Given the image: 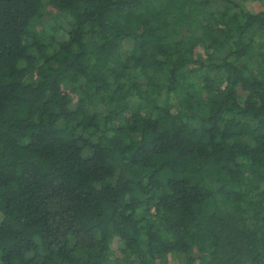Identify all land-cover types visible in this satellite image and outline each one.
Returning <instances> with one entry per match:
<instances>
[{
  "label": "trees",
  "instance_id": "trees-1",
  "mask_svg": "<svg viewBox=\"0 0 264 264\" xmlns=\"http://www.w3.org/2000/svg\"><path fill=\"white\" fill-rule=\"evenodd\" d=\"M172 257L264 264V0H0V264Z\"/></svg>",
  "mask_w": 264,
  "mask_h": 264
},
{
  "label": "rangeland",
  "instance_id": "rangeland-1",
  "mask_svg": "<svg viewBox=\"0 0 264 264\" xmlns=\"http://www.w3.org/2000/svg\"><path fill=\"white\" fill-rule=\"evenodd\" d=\"M249 6H250V8H251L252 11H258V10L261 9V6L258 5V3H256V2H250V3H249ZM59 37H61V36H59ZM125 47H126V48H129V47H130V44H129V43H126V44H125ZM178 262H179V261H178V260L175 261V260L173 259V257H172L171 259H169V264H176V263H178Z\"/></svg>",
  "mask_w": 264,
  "mask_h": 264
}]
</instances>
